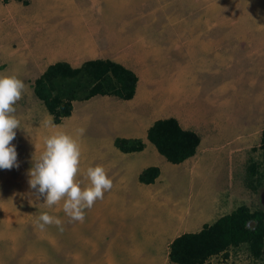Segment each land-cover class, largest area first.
Wrapping results in <instances>:
<instances>
[{
    "label": "rangeland",
    "instance_id": "1",
    "mask_svg": "<svg viewBox=\"0 0 264 264\" xmlns=\"http://www.w3.org/2000/svg\"><path fill=\"white\" fill-rule=\"evenodd\" d=\"M66 3L73 10L64 12ZM71 13L80 15L65 16ZM75 22L82 25L72 28ZM70 28L89 33L70 46ZM89 34L103 46L88 41ZM77 45L87 48L78 53ZM98 58L136 68L140 91L150 86L156 107L147 108L140 120L127 100L115 96L121 102L114 106L100 103L104 96L98 95L74 101L72 114L55 123L34 92L36 79L57 61L74 66ZM0 75L16 76L26 86L14 105L20 128L11 143L19 167L0 169V264H178L169 257V245L183 232L197 230V219L200 230L240 205L264 207V99L254 105L264 91V0H0ZM166 114L200 131L204 153L177 167L179 175L171 173L168 191L163 181L156 185L167 191L163 203L142 202L141 209L136 205L137 211L125 215L130 206L120 201L117 208L115 201L125 186L113 182L104 193L113 201L98 199L81 223L69 222L63 200L49 208L43 197L36 199L28 172L47 137L64 132L77 140L76 182L83 189L90 183L87 148L115 145L114 136L142 133ZM177 203L179 211L187 204L176 218L185 216L188 226L169 233ZM45 212L62 221V232L55 225L37 227ZM161 227L168 231L162 239ZM145 233L155 234L156 241ZM204 264H264V252L255 257L242 244Z\"/></svg>",
    "mask_w": 264,
    "mask_h": 264
},
{
    "label": "trees",
    "instance_id": "2",
    "mask_svg": "<svg viewBox=\"0 0 264 264\" xmlns=\"http://www.w3.org/2000/svg\"><path fill=\"white\" fill-rule=\"evenodd\" d=\"M21 1V0H19ZM26 2V1H25ZM139 77L130 68L112 59H92L79 67L57 61L36 79L34 92L53 115L55 123L72 114L74 101L88 100L97 95L117 96L129 100L135 96ZM148 139L170 162L179 164L197 153L200 135L185 129L175 117L156 120L148 129ZM115 145L124 152L141 151L140 138L117 137ZM264 146V130L262 132ZM256 165L252 171L257 172ZM160 174L151 166L140 174L143 183H153ZM247 244L255 257L264 252V207L251 209L240 205L198 232H186L170 244L169 257L178 264H204L213 255L230 247Z\"/></svg>",
    "mask_w": 264,
    "mask_h": 264
},
{
    "label": "clouds",
    "instance_id": "3",
    "mask_svg": "<svg viewBox=\"0 0 264 264\" xmlns=\"http://www.w3.org/2000/svg\"><path fill=\"white\" fill-rule=\"evenodd\" d=\"M22 80L12 75H0V169L18 168L17 149L11 142L16 137V129L20 128V120L14 115V105L22 98L25 90ZM51 122L45 120L43 124ZM82 136L83 128L76 130ZM81 160V148L77 140L70 134L56 132L45 139V150L39 159L34 160L29 170V187L35 190L37 200L44 198V203L51 208L62 200L63 211L69 222L85 220V210L91 209L95 202L104 198V193L113 187L102 166L88 167L86 179L90 182L81 188L76 182ZM55 225L62 232V221L48 213L37 218V227L43 231L46 226Z\"/></svg>",
    "mask_w": 264,
    "mask_h": 264
},
{
    "label": "crops",
    "instance_id": "4",
    "mask_svg": "<svg viewBox=\"0 0 264 264\" xmlns=\"http://www.w3.org/2000/svg\"><path fill=\"white\" fill-rule=\"evenodd\" d=\"M69 3L72 4L71 2H69ZM69 3H66L64 5L62 4V5L65 8V6H67V4H69ZM62 5H59V7L61 8ZM71 9L73 10L72 7L67 6L65 9H63V11L67 12V11H70ZM70 15H73V17H77L80 14L77 15L75 13H71V14H68L65 16L71 17ZM72 19L74 21H76L75 18H72ZM53 21L56 22L54 19H53ZM79 25H82V24H80V22L79 23L75 22L74 24L71 25V27L73 28L74 26H79ZM66 31L69 32L68 37L66 39L69 40L67 45L70 43V46H72L74 43H77V41H79V39L81 40V38L84 39L85 37H87V35L89 33V32H86V33L81 32L79 34H76V33L72 32L71 28L66 30ZM72 34H74V35H72ZM75 35H79L80 38H77ZM87 40L90 41L91 43L94 41L97 45L101 44L103 46L102 39L99 40L98 37L91 38L90 34H89ZM80 42H82V41H80ZM86 48L87 47L84 45H77L78 53L84 52L83 49L86 50ZM69 49H71V47H69ZM70 58H72V57L70 56ZM116 61L123 64L124 66L130 68L131 70H133L138 75L137 69L134 68L132 65L127 64L126 62L121 61V60H116ZM81 65L82 64H80V65L74 64L73 67H79ZM142 84H143V82H141V78L139 77L135 96L132 99L127 100L128 102L131 103V105L136 106L134 112H137V113L136 114L134 113V116H139V119L141 117H146L145 116L146 111L149 112L147 110V108L151 109L150 106H152V105H154V107H152V108L156 107L154 104V102H155L154 100L157 99L155 97L154 92L151 90L150 86H147L149 88H147L145 91L141 92L140 89L143 88V87H141V86H143ZM99 96H104L103 99H101L100 103L101 102H104L107 104L112 103L114 106H116L118 102H121L118 99H113L115 96H111V95H99ZM263 99H264V91H263L262 95L259 97V100L256 101V103L254 105H256V106L261 105V103H262L261 101ZM123 100H125V99H123ZM166 110L169 111L168 109H166ZM154 113H156V111H154ZM159 113H161V112H159ZM119 115H121V114H119ZM169 117L177 118L183 128L189 129V130H194L197 133H199V135H200V131L196 127L183 125L181 122L182 120L179 119V117L176 114L162 115L160 117V119L169 118ZM151 125L147 126L142 133H139L137 135L131 134L130 136L128 134L125 136L127 138H140V139H142L143 142L145 143V148L141 151L124 152L121 149H119L116 145H107V146H102V147L90 146L86 150V153L88 156L86 157L85 161L88 163L90 161V163H89L90 165L87 166V168L85 170V177H86V172H87L88 167H95V166L99 165L105 169L108 177L112 180V182H117L118 184H122L125 186V189H123L121 191V193H119L115 199L117 208L120 207V204H117V203H120V201L124 202L125 205L130 206L129 209H126L124 211L121 210L125 215L127 213L131 214L132 212L137 211L135 209L136 205H138L139 209H141L142 202L148 206L150 203L159 199V201L161 203H163V197L165 196L166 192L169 189V187H167V184L171 181V173L172 172L175 173L174 175H172V177L179 175L180 173L176 172L178 170V169L176 170L177 167H179V166L184 167V166L191 165L193 163V161L196 160L200 154L203 155V153H204V151H201L202 150V141H201V143L198 147L197 153L194 156L188 158L187 160H185L184 162H181L179 164H175V163L170 162L164 155H162L161 153H157V151H158L157 148H156V150H157L156 151L154 149V147H152V145L150 144L151 141L148 139V129L151 127ZM119 136H122V135H119ZM117 137L118 136H114V140H113L114 144H115V140ZM91 160H92V163H91ZM151 166L159 167V169H160L159 176L156 178L155 182H153V183L146 184V183L141 182L140 181V174L145 169H147ZM162 181H163V183H162ZM160 182L163 184V186H166L165 188L167 189V191L165 188H160V189L157 188L156 185ZM154 193H156V194H154ZM102 201H106L107 203H111L113 200L111 199V196L104 195V198L102 199ZM178 206H179V203L176 204L175 213L172 214V218H171L172 221L169 224V233L179 231V230H182V232H183L184 229L188 226V223H186V220H185L186 219L185 216L183 217L180 215V218H176L178 215L177 212H179L180 214L185 212V210L188 208L187 204L185 203V206L182 209L180 208V211L178 210ZM121 209H123V207H121ZM127 210H129V211H127ZM199 222L200 221L197 219L194 223V225L197 227V230L186 231V232H198V231H200L203 227L199 230L198 227H199V224L201 223V222L200 223ZM205 224H209V223L208 222L204 223L203 226ZM146 225H148V224H146ZM160 229H161V234H162L161 239H162L166 236L168 231H165L164 227H161ZM164 231H165V235H163ZM186 232H183V233H186ZM180 235H178V236H180ZM178 236H176V237H178ZM144 238H147V239L151 238V239H154L156 241V239H155L156 236L153 233H145ZM175 238H173V240ZM145 241L147 242L148 245H149V243H151L150 240L145 239ZM148 245H147V247H148Z\"/></svg>",
    "mask_w": 264,
    "mask_h": 264
},
{
    "label": "water",
    "instance_id": "5",
    "mask_svg": "<svg viewBox=\"0 0 264 264\" xmlns=\"http://www.w3.org/2000/svg\"><path fill=\"white\" fill-rule=\"evenodd\" d=\"M261 201H262V204L264 205V191L261 194Z\"/></svg>",
    "mask_w": 264,
    "mask_h": 264
}]
</instances>
